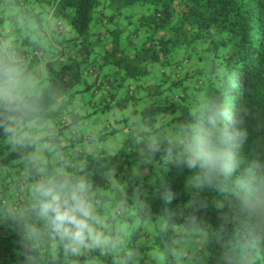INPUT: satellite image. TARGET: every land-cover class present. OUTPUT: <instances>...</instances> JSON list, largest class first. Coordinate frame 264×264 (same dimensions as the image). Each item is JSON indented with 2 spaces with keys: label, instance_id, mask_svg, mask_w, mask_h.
Here are the masks:
<instances>
[{
  "label": "trees",
  "instance_id": "1",
  "mask_svg": "<svg viewBox=\"0 0 264 264\" xmlns=\"http://www.w3.org/2000/svg\"><path fill=\"white\" fill-rule=\"evenodd\" d=\"M138 5L151 6L152 13L137 25L123 26L124 11ZM0 6V63L10 52L27 77L40 66L46 74L47 84L35 94V113L26 123L48 126L54 121L49 142L64 148L86 143L90 136L80 140L73 131L83 130L98 111L126 109L131 103L141 114V128L124 129L119 149L113 143L111 154L83 150L76 162L61 167L89 184L106 235L116 241L114 249L89 250L73 258V264H155L148 256L152 250L175 264L171 250L194 201L205 204L198 215L208 233L206 264H217L242 223L230 192L198 189L196 170L166 164L163 153L145 164L143 153L150 138L186 139L198 111L211 103L244 119L241 170L264 160V0H0ZM10 22L14 28L8 31ZM48 48L55 52L50 59ZM153 65H159L158 73L150 69ZM85 92L94 110L82 115L75 106ZM10 138L0 128V186H5L0 208L29 205L30 185L56 173L31 170L42 139L21 146ZM165 189L174 193L171 203L161 197ZM111 191L120 196L117 203ZM16 240L10 227L0 225V264H15ZM48 264L64 262L55 256ZM250 264H264V245Z\"/></svg>",
  "mask_w": 264,
  "mask_h": 264
},
{
  "label": "clouds",
  "instance_id": "2",
  "mask_svg": "<svg viewBox=\"0 0 264 264\" xmlns=\"http://www.w3.org/2000/svg\"><path fill=\"white\" fill-rule=\"evenodd\" d=\"M35 91L20 63L10 52L0 63V128L21 146L31 143L20 126L35 113ZM247 139L244 119L238 112L209 103L196 116V124L186 139L173 142L150 138L144 149L145 164L163 153V161L179 170H196L194 186L230 192L237 216L242 218L233 243L222 250L217 264H250L256 250L264 245V160L250 162L241 170L239 150ZM40 156L32 158L31 170L39 174L44 167ZM31 202L0 208V225L15 233V264H48L60 256L64 264L93 249L116 247L106 235V223L97 213L89 184L79 176L60 170L30 185ZM171 203L174 193H161ZM203 201L189 205L186 233L203 243L207 228L198 213Z\"/></svg>",
  "mask_w": 264,
  "mask_h": 264
},
{
  "label": "rangeland",
  "instance_id": "3",
  "mask_svg": "<svg viewBox=\"0 0 264 264\" xmlns=\"http://www.w3.org/2000/svg\"><path fill=\"white\" fill-rule=\"evenodd\" d=\"M1 11H3V9H1L0 6V18L2 15ZM151 13H152L151 6L138 5L133 8L126 9L124 11V16H123L125 19H123V21L121 22L123 26H125L129 22H131L132 25L134 26L140 22V18H142V16L150 15ZM7 15L11 17V14L9 12L6 14V17ZM18 19H19V25H21V22L23 21V17L21 16ZM9 25L7 26L8 28L7 30L11 31L14 27L11 26L12 25L11 22ZM126 40H127V36L124 35L123 43H126ZM49 42L51 43V40ZM51 52L53 51H51V49L48 48L46 59H50L55 55V52L54 54H52ZM150 69L153 70V72H157V73L160 71L159 65H153ZM42 71H43L42 66L38 68H34L30 73V75L27 77L32 84L35 94H40L39 89L47 84L46 74L45 72L43 73ZM84 87L85 86H82L78 89L80 90L83 89ZM82 96L84 97V100L79 101L75 107L77 108V110L80 111L82 115H86L87 113H92L94 107L90 106L87 103L91 98L90 93L85 92L84 94H82ZM98 109L99 108H96L95 110ZM134 111L135 108L131 103L126 109L114 108L109 112L98 111L97 114L92 115L90 119L87 120L86 122L87 125L83 126V130L75 129L73 131L74 133L73 136L79 137L80 140L84 135L87 137L88 136L91 137L89 141H87L86 143H79V145H76V147L64 148V144L63 145L61 144L60 147L58 146L57 141L49 142L47 140V138L50 136L49 129H51V127L55 129L54 121H50L48 126L33 121L21 125L20 129L24 134L30 136L31 140H36L37 138L42 139L36 145V151L34 156H40L43 158L45 164L43 169L40 171V173L47 175L50 172H58L59 170H61V167L68 166L73 161L76 162L77 161L76 156L78 152H82L83 150L84 152L86 151L87 153H89L91 151V153L94 152V154L98 155L101 153L102 149L106 150L107 153L114 152L116 149H119L125 137L124 129L132 128L134 125L135 126L138 125L139 128H141L142 125L141 114L135 113ZM114 130L117 131L114 132ZM102 135H105L106 139L100 141L99 138L102 137ZM65 138L70 140L72 138V135L70 133H65ZM10 140L14 141L13 137L10 138ZM112 145L114 146L115 150L112 148ZM11 175L14 179H16L17 174H11ZM1 181L4 182L2 178ZM122 187H125V185H123ZM3 188L5 189V186L4 187L0 186V192L2 191ZM3 193L4 194L1 195L9 194L7 192H3ZM109 194H111L110 197L112 203L113 202L117 203L120 198V196L118 197L117 191H111L109 192ZM139 225L140 224L137 221L135 226L139 227ZM178 233L180 236L175 241L173 248L171 250V256L175 264H194V263L206 264L209 257V251L207 250V238L204 240L203 243H201L198 240L190 237L186 233L185 227L178 228ZM148 256L150 257L151 261L155 260V264H167L165 256L158 251L152 250Z\"/></svg>",
  "mask_w": 264,
  "mask_h": 264
}]
</instances>
